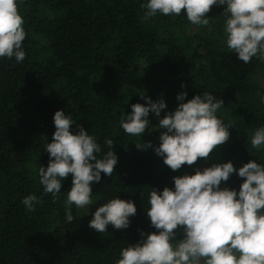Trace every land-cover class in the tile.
<instances>
[{"label": "trees", "instance_id": "16d2710c", "mask_svg": "<svg viewBox=\"0 0 264 264\" xmlns=\"http://www.w3.org/2000/svg\"><path fill=\"white\" fill-rule=\"evenodd\" d=\"M24 19L25 59L0 57V264H117L121 250L157 232L150 222V192L174 190V177L192 168L171 170L156 154L152 136L166 131L159 121L181 102L211 93L224 105L216 115L229 127V140L205 161H231L238 170L255 160L264 165V147L251 137L264 126V59L244 63L226 45L225 5L213 6L207 26L193 25L186 13L145 19L147 0H17ZM260 72L261 77L258 76ZM182 85L184 87L182 88ZM187 92L184 101L177 95ZM164 100L160 116L150 112L139 136L123 130L132 105ZM57 110L70 116V131L83 127L101 146L113 141L118 162L111 177L92 182L93 203L65 212L72 175L62 181L58 198L45 194L39 168L47 167L45 149L55 132ZM151 142L152 147L136 144ZM245 178L231 174L221 188L239 192ZM36 195L42 203L28 211L22 200ZM130 200L136 214L126 229L107 233L89 227L95 210L111 199ZM238 198V196H237ZM90 213H87V210ZM184 228L175 230V239ZM144 232L142 238L140 233Z\"/></svg>", "mask_w": 264, "mask_h": 264}, {"label": "clouds", "instance_id": "9594fccd", "mask_svg": "<svg viewBox=\"0 0 264 264\" xmlns=\"http://www.w3.org/2000/svg\"><path fill=\"white\" fill-rule=\"evenodd\" d=\"M225 4L228 50L246 64L253 57L264 59V0H147L141 7L147 9L145 19L158 12L165 16L185 12L193 25L207 26L206 14L213 6ZM23 25L17 0H0V57L24 61ZM186 96L183 91L177 100L184 101ZM144 98L147 105L133 104L127 118H121L120 124L130 136L141 137L148 127L149 113L159 117L166 108L162 99L153 102L150 97ZM223 105L222 99L204 92L181 102L174 112L160 119L158 127L166 131L161 133L155 152L171 170L192 166L199 159L207 161L216 147L229 140L232 124H225L216 115ZM54 125L52 142L45 146L49 163L39 168V178L44 193L55 199L62 181L72 175L65 201L66 219L72 222V205L84 208L94 202L91 183L99 182L102 172L111 177L118 158L112 150L113 141L107 139L105 144L110 150L98 159L100 144L83 127L77 133L70 131L73 121L63 110L55 112ZM250 142L253 149L264 147V126L256 129ZM136 146L152 147L151 142ZM237 172L245 178L238 193L220 187ZM173 179L174 190L165 187L160 193L155 189L150 192L147 215L158 231L122 249L117 264H264V165L251 160L237 170L229 161ZM22 203L31 212L42 200L29 195ZM136 211L130 200L111 199L95 210L89 227L99 233H107L109 225L126 229ZM179 227L184 228L185 238L174 244ZM140 235L145 236L143 231Z\"/></svg>", "mask_w": 264, "mask_h": 264}, {"label": "rangeland", "instance_id": "374dc122", "mask_svg": "<svg viewBox=\"0 0 264 264\" xmlns=\"http://www.w3.org/2000/svg\"><path fill=\"white\" fill-rule=\"evenodd\" d=\"M258 76L261 77V74L260 72H258ZM151 129L150 127H148L147 131ZM151 140L153 141V148L155 149L156 147L159 146L160 144V135L159 136H152L151 137ZM214 163H211V162H205V161H200L198 160L196 164L192 165V166H188L186 165V167H190L192 168V171L195 172L197 169H200L201 171L206 168V167H211ZM91 211L88 209L87 210V213H90ZM92 213V212H91ZM185 238V231L184 229L182 230L181 234H180V237L175 239V241L173 242L174 244L177 243L178 241L180 240H183Z\"/></svg>", "mask_w": 264, "mask_h": 264}]
</instances>
